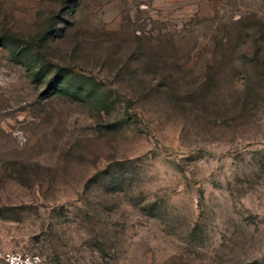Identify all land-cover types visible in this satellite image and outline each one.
<instances>
[{
    "label": "rangeland",
    "instance_id": "obj_1",
    "mask_svg": "<svg viewBox=\"0 0 264 264\" xmlns=\"http://www.w3.org/2000/svg\"><path fill=\"white\" fill-rule=\"evenodd\" d=\"M15 251L264 264V0H0Z\"/></svg>",
    "mask_w": 264,
    "mask_h": 264
},
{
    "label": "built area",
    "instance_id": "obj_2",
    "mask_svg": "<svg viewBox=\"0 0 264 264\" xmlns=\"http://www.w3.org/2000/svg\"><path fill=\"white\" fill-rule=\"evenodd\" d=\"M2 259L6 264H42L39 254L28 251L7 252Z\"/></svg>",
    "mask_w": 264,
    "mask_h": 264
},
{
    "label": "trees",
    "instance_id": "obj_3",
    "mask_svg": "<svg viewBox=\"0 0 264 264\" xmlns=\"http://www.w3.org/2000/svg\"><path fill=\"white\" fill-rule=\"evenodd\" d=\"M48 32H49V30H45V31L43 32V36L48 35Z\"/></svg>",
    "mask_w": 264,
    "mask_h": 264
}]
</instances>
